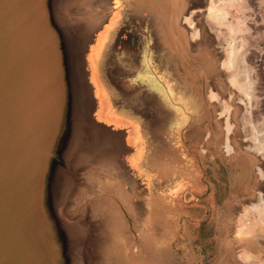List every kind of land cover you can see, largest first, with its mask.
Returning <instances> with one entry per match:
<instances>
[{
    "label": "rangeland",
    "instance_id": "rangeland-1",
    "mask_svg": "<svg viewBox=\"0 0 264 264\" xmlns=\"http://www.w3.org/2000/svg\"><path fill=\"white\" fill-rule=\"evenodd\" d=\"M110 1L113 9L105 10L103 29L93 38L87 60L91 75L95 66L101 74L110 111L129 115L141 125V139L146 142L136 151L132 148L134 152L127 157L139 181L135 196L139 206L122 215L127 237L115 231L97 264H264V242L257 239L264 234V0H203L197 4L206 9L199 8V14L205 15L200 21L195 17L189 28L176 33L184 27L182 17L191 7L168 27L177 44L170 51L153 17H144L143 9L135 11L139 0ZM194 1L188 0L189 7ZM186 35L195 40L193 51L183 44ZM129 36L138 43L140 57H169L174 52L178 55L171 58L175 64L163 59L161 65L151 58L148 75L136 78V86L131 87L124 81L129 74L121 60L126 49L122 44L117 47ZM92 50L96 55L90 59ZM204 51L208 57L201 54ZM155 78L170 90L163 94L164 102L150 91ZM148 94L161 102L146 108L129 103V97L142 100ZM107 116L98 114L121 126L120 119ZM130 140L137 145L132 135ZM202 187L208 192H202ZM197 195L216 198L212 201L215 210L209 208L207 214ZM219 218L222 221L217 224Z\"/></svg>",
    "mask_w": 264,
    "mask_h": 264
},
{
    "label": "water",
    "instance_id": "water-1",
    "mask_svg": "<svg viewBox=\"0 0 264 264\" xmlns=\"http://www.w3.org/2000/svg\"><path fill=\"white\" fill-rule=\"evenodd\" d=\"M111 3L0 0V264H97L108 209L137 205L134 150L98 118L87 60Z\"/></svg>",
    "mask_w": 264,
    "mask_h": 264
},
{
    "label": "crops",
    "instance_id": "crops-1",
    "mask_svg": "<svg viewBox=\"0 0 264 264\" xmlns=\"http://www.w3.org/2000/svg\"><path fill=\"white\" fill-rule=\"evenodd\" d=\"M117 1V0H116ZM158 10V9H157ZM159 13L161 14V15H164V13H163V11L162 10H160L159 11ZM167 29H168V26H167ZM106 30H108V27L106 28ZM108 35V34H107ZM107 35L106 36H104V38L103 39H105V38H107ZM134 36V35H133ZM133 36H129L128 38H125V39H123V42H121V43H118V45H117V47L118 46H120L121 44H122V46L126 49V50H124V56H126V57H121V60L123 61V69H126L127 70V75L129 74V76H127L126 78H124V81H127L128 82V84H130V86L132 87V85L131 84H133L134 85V81H135V79L136 78H138V77H140V76H147L148 74V72H147V68H150V67H148L149 66V60L151 61V58H153L154 60H157L156 62H158L159 64H161L162 65V63H164V61H163V59H170V62L171 63H173V64H175V60H172L171 58L172 57H140V53L139 54H136L137 52H138V49H139V52H140V48H138L139 47V45H138V43L137 44H135V43H133V39H129V38H131V37H133ZM128 40H130V43H129V41ZM132 41V42H131ZM161 44H162V42H160ZM131 46H133V49H132V51H129V52H126L128 49H131L132 47ZM138 46V47H137ZM208 46H210V45H208ZM121 47V46H120ZM122 47V48H123ZM131 47V48H130ZM208 49H210V48H208ZM118 51V50H117ZM204 52H206V53H208V51H204ZM162 59V60H159V59ZM166 61V60H165ZM166 67V65H163V67L161 68V69H163V68H165ZM92 68V67H91ZM133 69V70H132ZM140 71H141V73H140ZM92 72H93V74H92V82H93V84L95 85V87H96V89H97V98H98V100H99V109H98V114L99 113H103L104 115L105 114H108V118H109V120H112L114 117L115 118H118V119H120L122 122H121V126H118L115 122H111V121H104V120H102V119H100L99 117V119L101 120V121H103V122H105V123H107V124H109V125H112L115 129H117V130H124L126 133H127V142H128V145L131 147V148H133V149H135V148H137V147H140L141 145H142V143L141 142H146V139L145 140H143V138L141 139V137H142V135H141V133H140V131H139V126H141V125H139L137 122H135L129 115H126V116H120V115H115V114H113L111 111H110V106H109V104H110V102H111V100H110V97H109V92H108V90H105V87H104V85L102 84V82H100V73H99V71L97 70V68H96V66H95V71L94 70H92ZM130 72V73H129ZM154 77H155V75H154ZM156 82H159L160 84H157ZM148 83V82H147ZM114 85V84H113ZM134 86H136V85H134ZM150 86L152 87V90H150L153 94H154V92H155V94H156V96L162 101V102H164V99L165 98H163L162 96H163V94L164 95H167V94H169V92H168V89H167V85L164 83V82H161V80H157V78H155L152 82H151V84H150ZM161 86H164V89L163 90H161V91H159V87H161ZM129 89V88H128ZM133 89H136L135 87L133 88ZM101 92V95L99 94ZM128 93H130L129 91H128ZM151 98V96L148 94L147 95V97H144V98H142V100L140 99H137L136 97H133V98H131L130 99V97H129V103L130 102H136V103H133V104H139V106H141L142 108H146L148 105H151V103H154V101H157V100H159L158 98ZM170 98V97H169ZM159 100V102H161ZM114 101V100H113ZM126 103V102H125ZM174 115V114H173ZM164 118H165V123H167L166 125L167 126H169L170 125V123H171V121H170V114L168 115H165L164 116ZM164 118H161L162 119V122L160 123V124H162L163 122H164ZM169 120V121H168ZM225 130H226V128H225ZM131 135H132V139H134V142H136L137 143V145L135 146V144H133V143H131V140H130V138H131ZM215 135V134H214ZM214 139H216V138H214ZM213 139V140H214ZM215 141V140H214ZM135 151H136V149H135ZM205 187H202L201 188V191L202 192H204L205 190L207 191L208 189L206 188V189H204ZM241 190H242V188H241ZM208 192V191H207ZM206 194V193H205ZM197 197L198 198H196L197 199V201L199 202V204H200V207L201 208H205V212L207 213V214H209V208H213L214 207V210H215V208H216V205H213L212 204V201H216L217 199L216 198H212L211 199V197L209 196V197H206V195H197ZM263 199H264V197H263ZM254 205H258V203H254ZM199 206L198 207H196V208H200ZM216 210H218L217 212H218V215H219V209H218V205H217V209ZM196 211V210H195ZM195 215H199V216H201V214H200V212H198V211H196V213H195ZM211 215V214H210ZM209 215V216H210ZM194 214H191L190 215V219L191 220H194ZM215 220V219H214ZM217 221H216V223L217 224H219V222H221L222 221V219L221 218H219V219H216ZM210 230V229H209ZM218 234H222L221 233V231L220 230H218ZM263 236H257V239L259 240V241H263L264 242V234H262ZM261 239V240H260ZM256 259H258V258H256Z\"/></svg>",
    "mask_w": 264,
    "mask_h": 264
},
{
    "label": "bare ground",
    "instance_id": "bare-ground-1",
    "mask_svg": "<svg viewBox=\"0 0 264 264\" xmlns=\"http://www.w3.org/2000/svg\"><path fill=\"white\" fill-rule=\"evenodd\" d=\"M191 1H194V0H191ZM71 2H73V3H75V0H69V3H71ZM203 3V0H195L194 2H193V5L195 6L196 5V7L197 8H200V9H203L202 11H205L206 9H205V7L204 6H197V4H202ZM77 4V3H76ZM113 4H115V3H113ZM187 5H188V0H184L181 4H180V0H139V2H137V3H135V11H137V10H140V9H143L142 10V12H144L143 14H145V12H149V11H151L154 15H155V19H158V18H162V17H160V14H159V11L160 10H162L163 11V13L165 14V17L167 18V24H168V27H169V25H173V24H175V21H176V19H177V17L179 16V18L181 17V15H183L184 13H186V11H187ZM189 6V5H188ZM158 9V10H157ZM156 15L158 16V17H156ZM202 15V14H201ZM164 17V18H165ZM202 18V17H201ZM178 21H180V19L178 20ZM180 24V23H179ZM202 24V23H201ZM176 26V28H178L179 26H178V23L175 25ZM170 28V27H169ZM172 29H173V27H172ZM183 29H182V26H180L179 27V29H177V31H176V33H180V31H182ZM178 33V34H179ZM179 38V37H178ZM176 40V39H175ZM180 40V39H179ZM179 40H177V41H179ZM178 43V42H177ZM177 45V44H176ZM209 45H211L210 43H209ZM207 47L209 48V46L207 45ZM210 48L212 49L213 47H212V45L210 46ZM132 49H133V47H132ZM213 51V50H212ZM211 52V51H210ZM215 52V51H214ZM216 53V52H215ZM95 53H94V51L92 50L91 51V54H90V59H93L92 57L93 56H95L94 55ZM201 54H203V55H206V52H202ZM207 54H209V53H207ZM217 54V53H216ZM203 55H200V56H203ZM199 56V57H200ZM207 56V55H206ZM206 56H204V57H206ZM208 57V56H207ZM203 58V57H202ZM204 60H205V58H204ZM92 61V60H91ZM208 62V61H207ZM205 63V62H204ZM205 65V64H204ZM216 65V64H215ZM206 67V66H205ZM218 67V66H217ZM92 70H94V69H92ZM207 72V71H206ZM205 72V73H206ZM214 74V73H213ZM216 74V73H215ZM214 74V75H215ZM207 75V74H206ZM205 75V76H206ZM207 77V76H206ZM218 77V76H217ZM214 78V77H213ZM215 78H216V76H215ZM214 78V79H215ZM218 79V78H217ZM219 80V79H218ZM220 82V81H219ZM217 84V83H216ZM214 86V85H213ZM216 86V85H215ZM217 87V86H216ZM219 87L221 88L222 87V82H220L219 83ZM221 92V91H220ZM224 93V92H223ZM216 139H217V137H216ZM132 202L130 201V203H129V201H128V199L126 198V199H124V200H120L119 201V203L118 204H115L114 203V205L112 206V207H110L109 209H108V214L110 215V216H112V233L110 234L109 233V235L108 236H110V240H111V242H113L112 240H113V233L115 232V231H117V232H119V233H122V235H124L125 236V238L127 237L126 235H125V233H126V231L125 230H123L122 229V222H121V216H122V214H123V212H127V213H130V209H131V207H132ZM128 207V208H127ZM127 208V209H126ZM106 214H107V212H106ZM116 215L117 217L114 219V217H113V215ZM85 237L83 236V237H78L77 238V241L78 242H81L83 239H84ZM109 241V240H108ZM127 242V247L129 248V249H131V247H130V242L127 240L126 241ZM78 245H82V244H78ZM77 245V246H78ZM103 254V249L101 250V255ZM74 264H81L79 261H76Z\"/></svg>",
    "mask_w": 264,
    "mask_h": 264
},
{
    "label": "flooded vegetation",
    "instance_id": "flooded-vegetation-1",
    "mask_svg": "<svg viewBox=\"0 0 264 264\" xmlns=\"http://www.w3.org/2000/svg\"><path fill=\"white\" fill-rule=\"evenodd\" d=\"M192 3V2H191ZM190 3V7L187 5V10L189 8L192 7L191 11L188 13V14H185L183 17H182V21L184 22V27H182V29H185V26L188 27L187 25H190L191 23H194V20H195V17L197 18V21H200L201 17L205 16V15H201L199 14V8L196 7V5H191ZM151 12V11H149ZM191 14H195V16L193 17V19L191 20ZM144 17H147V16H152L153 17V22L154 24L159 27L163 32L164 34V41H163V44H164V47L167 48L169 51L171 50V47L173 48L174 47V50L176 49V40L172 42V37H170V34H169V31L167 29V18H158V19H155V15L153 13L151 14H148V12H145V14H143ZM184 19V20H183ZM190 22V23H189ZM200 23V22H199ZM169 27H171V25H169ZM189 28V27H188ZM186 31V30H185ZM196 35L195 33L192 32V36ZM188 38V35H186L185 38H183V41L185 44V46L187 45L188 48L193 51L195 46H192V44H195V40H190V39H187ZM196 44H199V43H196ZM173 45V46H172ZM159 46H161V43H159ZM202 46V50L204 49V44L201 42L200 45H199V48ZM189 56H191L192 54H188ZM187 55V56H188ZM178 55L174 52H171L169 54V57H177ZM171 73V71H170ZM202 73V72H201ZM202 77L204 76V74L201 75ZM170 86V85H169ZM167 87V86H166ZM171 87V86H170ZM168 88V87H167ZM168 92H170V90L168 89ZM210 99H211V96H210ZM217 102V101H215ZM122 234V233H121ZM125 235L127 236V234L125 233ZM124 236V235H123ZM125 237V236H124ZM125 246L127 247V242L125 240ZM128 248V247H127ZM129 249V248H128Z\"/></svg>",
    "mask_w": 264,
    "mask_h": 264
}]
</instances>
